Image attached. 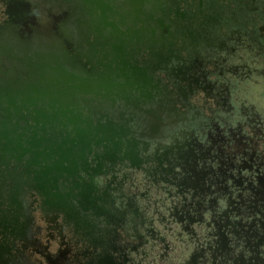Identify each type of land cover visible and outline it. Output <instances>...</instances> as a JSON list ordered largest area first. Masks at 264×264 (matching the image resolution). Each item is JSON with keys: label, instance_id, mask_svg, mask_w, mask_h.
<instances>
[{"label": "flooded vegetation", "instance_id": "1", "mask_svg": "<svg viewBox=\"0 0 264 264\" xmlns=\"http://www.w3.org/2000/svg\"><path fill=\"white\" fill-rule=\"evenodd\" d=\"M52 73L94 94L47 130ZM56 228L63 264H264V0H0V264Z\"/></svg>", "mask_w": 264, "mask_h": 264}, {"label": "water", "instance_id": "2", "mask_svg": "<svg viewBox=\"0 0 264 264\" xmlns=\"http://www.w3.org/2000/svg\"><path fill=\"white\" fill-rule=\"evenodd\" d=\"M16 25L20 24V21H15ZM36 24H40V23H36ZM70 83L68 81H66V79H63L62 77H60V75L52 73V74H48L47 76V130L48 127H53L56 128L58 126V124L60 123V116H65L67 117V113L69 112V104L65 103L66 100L65 99H71L76 98L77 95H83L84 97H82L84 100H89L91 98V96H89L88 94H94V93H90L87 92L83 87L80 86H76L75 84H73L72 86L69 85ZM68 96L70 98H68ZM98 93L96 92V98L94 97V99H100V97L98 98ZM65 100V101H64ZM2 109L5 111L7 110L9 115H7V117H11L12 113L10 111L9 108H4L2 107ZM6 134V133H4ZM7 135V134H6ZM6 140V142H4L3 148L4 150L10 151L13 149L12 146H14L13 142L7 138V136H5L4 138ZM51 148V154H53V147ZM62 145H58L57 150H61ZM57 163L55 164V166H57L60 161H56ZM63 163V160L61 161ZM48 171H50V169H47Z\"/></svg>", "mask_w": 264, "mask_h": 264}, {"label": "rangeland", "instance_id": "3", "mask_svg": "<svg viewBox=\"0 0 264 264\" xmlns=\"http://www.w3.org/2000/svg\"><path fill=\"white\" fill-rule=\"evenodd\" d=\"M245 97L249 98V94H246ZM35 221L37 224H39L41 227L46 228L47 230V221L44 220L39 213L35 214ZM53 234L56 235L55 240L52 241L51 243V248L50 250L47 252V256H45L44 254L41 253H37L35 254V257H39V262H33L32 264H63L65 262H63L65 260V258H63L60 254V251L62 248H64L63 246V240L60 236V231L59 229H55L53 230ZM50 258L55 259V262L50 261ZM57 261V262H56Z\"/></svg>", "mask_w": 264, "mask_h": 264}]
</instances>
